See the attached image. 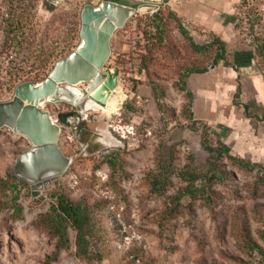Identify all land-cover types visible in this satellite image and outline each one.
Masks as SVG:
<instances>
[{
  "label": "rangeland",
  "instance_id": "374dc122",
  "mask_svg": "<svg viewBox=\"0 0 264 264\" xmlns=\"http://www.w3.org/2000/svg\"><path fill=\"white\" fill-rule=\"evenodd\" d=\"M101 1L3 0L10 18L2 40L17 55L23 82L40 84L58 61L78 49L81 11ZM208 1L159 0L155 6L165 14L177 10L197 44H208L214 35L226 42L228 59L237 71L223 62L214 67L211 57L193 53L174 21L168 22L160 41L155 13L130 19L111 41L105 68L119 72V86L110 92L105 110L44 105L61 127L59 147L72 163L57 180L34 184L46 183L36 196L31 184L17 178L27 187L19 186V216L13 208L0 209V264H44L54 253L56 241L36 226L50 210L54 192L90 207L96 228L93 249L102 260L77 258L76 235L70 231V248L53 264H264V257L252 250L254 242L264 250V185L257 171H245L222 158L227 178L207 183L211 205L185 197L175 213L170 210L176 205L173 198L186 186L177 174L191 160L194 170L208 174L204 126L213 146L221 139L234 156L264 166V59L257 55L264 43V23L248 0ZM191 67L209 69L187 79L196 124L183 114L189 100L178 87ZM239 85L241 105H236ZM245 104L250 105L251 118ZM159 105L166 108L164 114ZM62 114H71L64 123ZM31 149L25 137L0 129V179L14 174L18 158ZM159 149L177 172L164 195L151 193L149 186Z\"/></svg>",
  "mask_w": 264,
  "mask_h": 264
},
{
  "label": "water",
  "instance_id": "95a60500",
  "mask_svg": "<svg viewBox=\"0 0 264 264\" xmlns=\"http://www.w3.org/2000/svg\"><path fill=\"white\" fill-rule=\"evenodd\" d=\"M130 1L131 5L122 4L121 0H102L97 6L86 4L81 11L78 49L58 61L43 82L21 83L12 100L0 103V129L13 130L32 145L30 151L18 158L14 174L31 184L33 196L46 183L63 175L72 163L59 147L61 127L43 109L44 105L69 104L63 98H72V87L85 84L82 92L86 95L93 91L90 99L104 106L110 92L119 86V72L105 68L111 57L113 37L138 14H153L160 9V5L152 6V1ZM45 179V184L34 186V182Z\"/></svg>",
  "mask_w": 264,
  "mask_h": 264
},
{
  "label": "trees",
  "instance_id": "16d2710c",
  "mask_svg": "<svg viewBox=\"0 0 264 264\" xmlns=\"http://www.w3.org/2000/svg\"><path fill=\"white\" fill-rule=\"evenodd\" d=\"M114 1V0H113ZM155 21L154 26L156 32L161 36L160 41L164 39L167 24L170 21L176 22L177 30L184 37L188 43L189 48L193 53L198 55H205L212 58V65L218 66L220 63H224L226 67H231L237 71L236 65L231 63L228 59V47L226 42L217 36L212 37V41L205 45L197 44L194 38L191 36L188 30L183 26L181 18L173 11L169 10L165 14L162 10H159L153 16ZM14 33V32H13ZM10 40L8 39V42ZM257 55L264 59V43L257 47ZM209 72L208 68L191 67L186 69L179 82V89L186 93L189 103L183 109V114L188 116V119L193 124H196L193 113V100L194 95L187 89V79L192 75H203ZM155 94L160 96L158 87L153 86ZM242 94L241 85L238 86L235 94L236 105L239 103ZM160 99L158 98L157 101ZM160 111L164 114L166 108L163 105H159ZM245 113L248 118H251L250 105H244ZM71 114H62L60 120L64 123ZM202 134V146L209 154L208 160V174L203 175L193 169V161H190V165L183 171L177 172L174 170L173 165L165 160V155L162 153V149L158 151L157 156V171L149 175V186L151 193L157 195H164L170 186H172V178L177 174V177L186 184L181 189L178 196L173 198L176 205L173 209H170L175 213L178 207H180L181 201L185 197L192 199H202L206 205H211V197L207 194L208 184L224 183L226 182V172L221 166L220 160L227 158L234 165H237L241 169L254 172L257 171L259 175V183L264 185V166L257 163H252L244 159L238 158L232 154L231 148L226 145L221 139H219L218 145L213 146L208 138L209 128L203 127ZM109 164L114 171H117L118 166L113 159L109 160ZM27 187L26 183L19 182L14 174L7 176V179H0V209L7 210L13 208L15 215L19 216L21 208L17 204L20 198L19 186ZM53 204L50 210L36 221V226L48 233V235L56 241L55 251L47 257L44 264H53L58 261L59 253L63 250H68L71 246V240L69 232L73 231L76 235L75 247L76 257L85 261H98L102 260V256L95 249H93V239L96 234L95 222L93 218V212L88 205L83 203L72 201L66 194L62 192H54L51 194ZM170 213V214H171ZM264 241V234L261 236ZM252 250L258 252L259 255L264 257V250L257 243L254 242Z\"/></svg>",
  "mask_w": 264,
  "mask_h": 264
},
{
  "label": "built area",
  "instance_id": "2783aa9c",
  "mask_svg": "<svg viewBox=\"0 0 264 264\" xmlns=\"http://www.w3.org/2000/svg\"><path fill=\"white\" fill-rule=\"evenodd\" d=\"M248 4L255 7L257 17L264 23V0H248ZM0 13V100H7L26 79H22L16 69L17 55L12 50H7L2 40L10 18L7 8L3 7V0H0Z\"/></svg>",
  "mask_w": 264,
  "mask_h": 264
},
{
  "label": "bare ground",
  "instance_id": "6f19581e",
  "mask_svg": "<svg viewBox=\"0 0 264 264\" xmlns=\"http://www.w3.org/2000/svg\"><path fill=\"white\" fill-rule=\"evenodd\" d=\"M150 1H152L151 5L155 6L159 0H150ZM72 89H73L72 92L74 93L72 98L64 97L63 101H66L67 103H69L73 107H76V108L80 107V108H82L83 111H88V110L103 111V110H105L106 104L104 106H102V105L98 104L95 100L90 99L91 95L93 94V91L87 92V94L85 95L82 92V89L79 88V85L72 87ZM103 94H106V92H104ZM107 116H109L108 113H107ZM11 131H13V130H11ZM45 180L34 182L33 184L44 182Z\"/></svg>",
  "mask_w": 264,
  "mask_h": 264
},
{
  "label": "crops",
  "instance_id": "0c3cea01",
  "mask_svg": "<svg viewBox=\"0 0 264 264\" xmlns=\"http://www.w3.org/2000/svg\"><path fill=\"white\" fill-rule=\"evenodd\" d=\"M207 2V0H203V3H206ZM208 2H210V0L208 1ZM196 4V3H195ZM174 12L178 15V16H180L179 15V13L177 12V10H174ZM192 18H194V19H197L196 17H195V15H194V17H192Z\"/></svg>",
  "mask_w": 264,
  "mask_h": 264
},
{
  "label": "flooded vegetation",
  "instance_id": "af4514ba",
  "mask_svg": "<svg viewBox=\"0 0 264 264\" xmlns=\"http://www.w3.org/2000/svg\"><path fill=\"white\" fill-rule=\"evenodd\" d=\"M114 1L120 3V0H114Z\"/></svg>",
  "mask_w": 264,
  "mask_h": 264
}]
</instances>
